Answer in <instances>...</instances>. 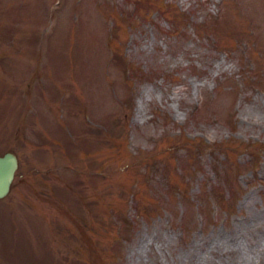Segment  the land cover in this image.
Segmentation results:
<instances>
[{"label": "rangeland", "instance_id": "374dc122", "mask_svg": "<svg viewBox=\"0 0 264 264\" xmlns=\"http://www.w3.org/2000/svg\"><path fill=\"white\" fill-rule=\"evenodd\" d=\"M0 264H264V0H0Z\"/></svg>", "mask_w": 264, "mask_h": 264}, {"label": "water", "instance_id": "95a60500", "mask_svg": "<svg viewBox=\"0 0 264 264\" xmlns=\"http://www.w3.org/2000/svg\"><path fill=\"white\" fill-rule=\"evenodd\" d=\"M18 165V155L13 149L0 152V196L8 192Z\"/></svg>", "mask_w": 264, "mask_h": 264}]
</instances>
